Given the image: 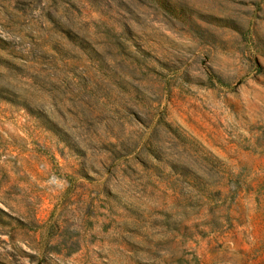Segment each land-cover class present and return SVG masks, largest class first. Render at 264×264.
<instances>
[{
	"label": "rangeland",
	"instance_id": "374dc122",
	"mask_svg": "<svg viewBox=\"0 0 264 264\" xmlns=\"http://www.w3.org/2000/svg\"><path fill=\"white\" fill-rule=\"evenodd\" d=\"M0 264H264V0H0Z\"/></svg>",
	"mask_w": 264,
	"mask_h": 264
}]
</instances>
